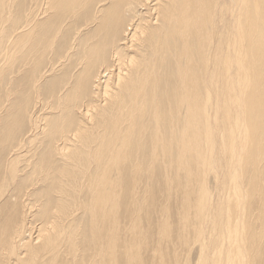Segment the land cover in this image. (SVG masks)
Segmentation results:
<instances>
[{"label": "bare ground", "instance_id": "1", "mask_svg": "<svg viewBox=\"0 0 264 264\" xmlns=\"http://www.w3.org/2000/svg\"><path fill=\"white\" fill-rule=\"evenodd\" d=\"M0 264H264V0H0Z\"/></svg>", "mask_w": 264, "mask_h": 264}, {"label": "rangeland", "instance_id": "2", "mask_svg": "<svg viewBox=\"0 0 264 264\" xmlns=\"http://www.w3.org/2000/svg\"><path fill=\"white\" fill-rule=\"evenodd\" d=\"M193 251H194V252H193ZM193 251H192L193 255L191 254V255H192V257H191V258H192L191 261H195V258H196V254H195L196 251H195V250H193ZM194 254H195V255H194ZM194 256H195V257H194Z\"/></svg>", "mask_w": 264, "mask_h": 264}]
</instances>
